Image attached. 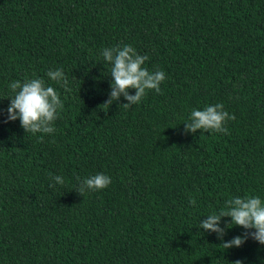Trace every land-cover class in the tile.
<instances>
[{"label":"trees","instance_id":"16d2710c","mask_svg":"<svg viewBox=\"0 0 264 264\" xmlns=\"http://www.w3.org/2000/svg\"><path fill=\"white\" fill-rule=\"evenodd\" d=\"M124 44L165 80L107 109L101 51ZM57 68L70 91L46 75ZM26 78L63 109L53 133L32 134L4 122L0 99V264H264L252 238L223 249L199 227L226 199L264 201V0H0V97ZM216 103L235 116L227 134L185 131ZM96 173L110 185L80 194L77 177Z\"/></svg>","mask_w":264,"mask_h":264},{"label":"clouds","instance_id":"9594fccd","mask_svg":"<svg viewBox=\"0 0 264 264\" xmlns=\"http://www.w3.org/2000/svg\"><path fill=\"white\" fill-rule=\"evenodd\" d=\"M101 55L103 61L110 65L111 91L108 99L102 103L107 109L121 95L127 103L119 105L127 109L133 104H138L147 90L161 93L160 84L165 80V73L162 70L150 71L144 67L149 59L147 54H139L133 46L124 44L122 47H105ZM46 75L65 91H70L67 76L61 69L49 70ZM8 88L11 95L0 97L9 100L4 122L19 119L24 132L32 134H51L55 131L53 123L57 119L58 110L63 109V101L55 87L46 85L42 78H26L23 81H11ZM129 89H135V94L130 95ZM234 119V114L224 110L222 103H216L205 106L203 110L193 108L184 122V127L185 131L193 133L199 129L227 134L225 123ZM38 139L43 142V136ZM51 179L60 185L65 182L61 176H53ZM77 180L79 181L77 191L82 195L86 190L104 189L111 183V177L104 173H96L83 180L77 177ZM49 186L54 187L53 184ZM189 203L195 204V200L190 198ZM205 217L199 222L200 229L215 233L223 249L240 247L249 237L264 245V201L259 196L245 195L226 199L224 206L218 212L214 211ZM222 217H230V220L224 221V227H221ZM234 225L245 229V232L225 241L226 229ZM252 229L254 231H249ZM234 264H241V261H234Z\"/></svg>","mask_w":264,"mask_h":264}]
</instances>
